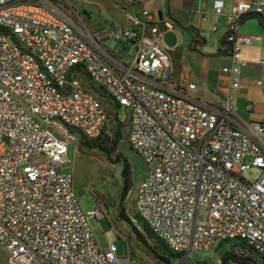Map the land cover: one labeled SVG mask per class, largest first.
<instances>
[{
    "label": "built area",
    "instance_id": "built-area-1",
    "mask_svg": "<svg viewBox=\"0 0 264 264\" xmlns=\"http://www.w3.org/2000/svg\"><path fill=\"white\" fill-rule=\"evenodd\" d=\"M67 5L0 0V249L8 264H131L114 242L98 247L89 222L104 213H84L72 175L61 171L73 133L95 139L108 122L86 80L128 113L129 145L147 167L137 213L155 237L186 258L242 241L264 263V120L241 121L231 97L212 109L191 95L194 83L172 86L161 43L170 23L146 11L95 31ZM213 7L229 28L222 72L239 89L241 51L252 39L238 29L263 13L264 0L229 13L222 2ZM249 169L255 179L245 177Z\"/></svg>",
    "mask_w": 264,
    "mask_h": 264
},
{
    "label": "crops",
    "instance_id": "crops-1",
    "mask_svg": "<svg viewBox=\"0 0 264 264\" xmlns=\"http://www.w3.org/2000/svg\"><path fill=\"white\" fill-rule=\"evenodd\" d=\"M240 1L249 0H101L97 11L108 15L102 17L101 30L126 26L129 15L142 16L146 11L154 14L158 21L170 23L171 28L163 34L161 43L170 59L172 86L194 83L196 90L191 95L215 110L221 108L224 99L231 97L233 114L244 123L254 125L264 120V66L259 63L264 62V11L243 19L239 26L238 36L251 38L252 44L241 51L247 63L240 77L242 87L232 89L229 76L222 72V68L231 63L225 42L228 21L225 13L217 14L213 7L214 3L222 2L224 12L229 13ZM121 4L125 7L120 8ZM110 5L118 8L110 9ZM123 11L126 14L116 25L115 18ZM167 35L169 41H165Z\"/></svg>",
    "mask_w": 264,
    "mask_h": 264
},
{
    "label": "rangeland",
    "instance_id": "rangeland-1",
    "mask_svg": "<svg viewBox=\"0 0 264 264\" xmlns=\"http://www.w3.org/2000/svg\"><path fill=\"white\" fill-rule=\"evenodd\" d=\"M64 1L71 7L91 12L90 26L95 30H101L104 26L102 17L108 16L105 11L99 13L97 6L101 0H59ZM118 2V1H115ZM123 8V4L119 5ZM110 9L118 6L110 5ZM123 11L115 18L118 25L125 16ZM167 35L165 41H169ZM85 86L101 95V91L93 87L87 80ZM108 114L106 127L113 125V106L105 100L99 99ZM120 120L128 118L127 112L118 109ZM126 117V119H125ZM129 123L125 121V127ZM125 128V129H126ZM110 133V131H109ZM58 136V135H57ZM76 141L68 142L67 161L70 165L62 171L70 173L73 178L72 188L77 195L78 203L84 213L100 208L104 216L97 219H90V226L95 236L96 243L100 249H105L110 242L117 245V256L126 258L129 248L131 249V264H155L154 257L149 254L146 248L138 243L136 230L146 240L151 248H159V240L151 233L145 231L144 222L139 218L136 203V188L140 180L145 176L147 167L143 160L131 149L127 137H125L117 148L119 153L128 165V173L124 178V159L117 162L109 160L100 150L87 145L78 133H73ZM259 172L256 169H249L245 173L247 179H255ZM121 209H124L125 218L119 216ZM229 249L228 244L222 245L211 252H194L190 257L181 253V258L174 264H223V254ZM10 257L6 251L0 249V264H8Z\"/></svg>",
    "mask_w": 264,
    "mask_h": 264
},
{
    "label": "trees",
    "instance_id": "trees-1",
    "mask_svg": "<svg viewBox=\"0 0 264 264\" xmlns=\"http://www.w3.org/2000/svg\"><path fill=\"white\" fill-rule=\"evenodd\" d=\"M53 2L60 6H64L63 3H65L64 1H59V0H53ZM94 93L98 96L99 99L103 97L107 102L109 101V103L113 106L114 109L113 125L111 128H109L110 133L108 130H106L107 127L105 126L101 131L100 135L95 139H87L83 135H80V137L83 141H85L87 145H91L93 148L100 150L109 160H112L111 159L112 157H114L113 162H117L121 159H124L125 164H124L123 175L124 178L126 179L125 176L128 173L127 161L116 151L119 146V143H121V141L125 137H127L128 139L129 127L128 128L125 127V121L127 120V123H129V117L127 119L125 117L126 120L124 119L120 120L117 110L121 109V107L117 103H115L112 99L107 97L102 91H101V95H99L95 91ZM126 116H128V113ZM119 216L121 218H125L124 209H121ZM139 218L141 217L139 216ZM141 220L143 221L142 218ZM144 225H145L146 237L147 234H151V233L153 234V232L146 226L145 222ZM136 234H137L138 243L143 245L149 254L153 255L155 264H174L175 261L181 258V253H176L172 251L161 240L158 239L160 241L158 243L159 244L158 249L154 247L151 248L146 243V240L144 239V237L141 235L140 232L136 230ZM224 244H228L229 249L223 254V264H264L260 254L256 250H254L251 246H249L246 242L224 241L220 243L218 248H220ZM129 253L131 256L130 248H129Z\"/></svg>",
    "mask_w": 264,
    "mask_h": 264
},
{
    "label": "water",
    "instance_id": "water-1",
    "mask_svg": "<svg viewBox=\"0 0 264 264\" xmlns=\"http://www.w3.org/2000/svg\"><path fill=\"white\" fill-rule=\"evenodd\" d=\"M84 16H87L88 19H90V15H88V13L86 11H83L82 13Z\"/></svg>",
    "mask_w": 264,
    "mask_h": 264
},
{
    "label": "flooded vegetation",
    "instance_id": "flooded-vegetation-1",
    "mask_svg": "<svg viewBox=\"0 0 264 264\" xmlns=\"http://www.w3.org/2000/svg\"><path fill=\"white\" fill-rule=\"evenodd\" d=\"M80 12H81V14L83 13V11H81L80 10ZM84 16V15H83ZM85 17V19L87 20V22L89 21V19L87 18V16H84Z\"/></svg>",
    "mask_w": 264,
    "mask_h": 264
}]
</instances>
